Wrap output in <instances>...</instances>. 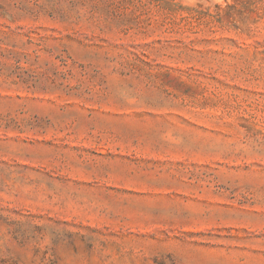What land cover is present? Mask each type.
<instances>
[{
    "label": "rangeland",
    "instance_id": "374dc122",
    "mask_svg": "<svg viewBox=\"0 0 264 264\" xmlns=\"http://www.w3.org/2000/svg\"><path fill=\"white\" fill-rule=\"evenodd\" d=\"M0 264H264V0H0Z\"/></svg>",
    "mask_w": 264,
    "mask_h": 264
},
{
    "label": "trees",
    "instance_id": "16d2710c",
    "mask_svg": "<svg viewBox=\"0 0 264 264\" xmlns=\"http://www.w3.org/2000/svg\"><path fill=\"white\" fill-rule=\"evenodd\" d=\"M181 9L183 10H186V11H191V8H188V7H181ZM194 18V15H183L181 17L182 20H188V19H193Z\"/></svg>",
    "mask_w": 264,
    "mask_h": 264
}]
</instances>
